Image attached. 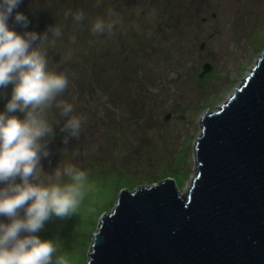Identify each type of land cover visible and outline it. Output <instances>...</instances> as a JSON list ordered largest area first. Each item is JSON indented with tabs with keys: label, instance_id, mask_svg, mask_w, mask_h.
Segmentation results:
<instances>
[{
	"label": "rangeland",
	"instance_id": "374dc122",
	"mask_svg": "<svg viewBox=\"0 0 264 264\" xmlns=\"http://www.w3.org/2000/svg\"><path fill=\"white\" fill-rule=\"evenodd\" d=\"M110 9L121 24L94 36L91 22L107 21ZM15 11L29 21L22 27L10 17L17 32L61 27L48 49L50 67L69 72L57 99L85 117L67 144L52 122L39 178L47 184L56 168L76 166L87 174L84 198L76 213L53 216L36 235L53 240L54 261L63 255L69 264H86L99 218L112 211L119 191L168 178L186 192L202 116L231 96L264 51V0H21ZM66 11L84 12L78 28ZM11 87L0 90V112ZM58 112L47 113L49 120Z\"/></svg>",
	"mask_w": 264,
	"mask_h": 264
},
{
	"label": "water",
	"instance_id": "95a60500",
	"mask_svg": "<svg viewBox=\"0 0 264 264\" xmlns=\"http://www.w3.org/2000/svg\"><path fill=\"white\" fill-rule=\"evenodd\" d=\"M200 124L186 192L168 178L119 191L86 264H264V51Z\"/></svg>",
	"mask_w": 264,
	"mask_h": 264
},
{
	"label": "clouds",
	"instance_id": "9594fccd",
	"mask_svg": "<svg viewBox=\"0 0 264 264\" xmlns=\"http://www.w3.org/2000/svg\"><path fill=\"white\" fill-rule=\"evenodd\" d=\"M20 3L0 0V90L12 86L0 112V217L8 220H0V264H69L63 255L54 261L53 240H42L36 233L53 216L64 219L76 213L85 195L87 174L76 166L56 168L45 184L39 179L45 174L40 161L49 156L45 138L53 135V121L67 134L63 138L67 144L80 135L85 117L73 115V104L57 99L68 87L69 72L50 67L48 49L62 36L61 27L49 26L42 34L15 31L10 17L22 27L29 23L23 13L15 11ZM68 15L77 28L85 19L83 11H66ZM107 15V21L96 18L91 22L94 36L111 35L121 24L111 9ZM75 40L71 37L72 43ZM53 108L59 112L50 121L47 113ZM16 112L23 113V118ZM64 176L71 182L61 183Z\"/></svg>",
	"mask_w": 264,
	"mask_h": 264
}]
</instances>
